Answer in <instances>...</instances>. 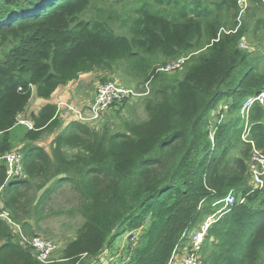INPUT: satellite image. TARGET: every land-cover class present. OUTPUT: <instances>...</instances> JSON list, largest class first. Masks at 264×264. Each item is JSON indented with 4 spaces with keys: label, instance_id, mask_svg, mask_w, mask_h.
<instances>
[{
    "label": "trees",
    "instance_id": "obj_1",
    "mask_svg": "<svg viewBox=\"0 0 264 264\" xmlns=\"http://www.w3.org/2000/svg\"><path fill=\"white\" fill-rule=\"evenodd\" d=\"M94 1L0 0L3 210L31 237L48 200L67 186L83 219L49 263L38 261L0 220V264H96L103 253L118 254L120 236L136 233V244L121 248L115 264H169L173 252L186 248L187 235L214 213L213 201L229 191L245 201L211 225L202 263L261 264L264 186L253 190L249 181L251 146L241 140V109L264 91V54L239 44L263 37L264 15L250 34L241 24L253 3L264 13V1L250 0L238 22L236 0L156 2L162 8L136 0L125 33L80 19ZM222 11H233L229 22ZM181 57L188 59L179 69L157 71ZM118 65L140 81L133 84L139 97L148 91L143 121L122 120L121 130L110 132L72 118L65 123L51 103L26 114L33 97L48 100L81 75ZM20 117L32 129L19 125ZM248 124L249 139L264 152V105L253 104ZM49 133L55 134L46 150L38 142ZM14 150L24 175L4 185L1 157Z\"/></svg>",
    "mask_w": 264,
    "mask_h": 264
},
{
    "label": "rangeland",
    "instance_id": "obj_2",
    "mask_svg": "<svg viewBox=\"0 0 264 264\" xmlns=\"http://www.w3.org/2000/svg\"><path fill=\"white\" fill-rule=\"evenodd\" d=\"M136 0H95L94 3L90 6V8L81 16V20H91V21H100L107 22V25L116 33H125L127 32V28L129 27L128 19L131 18L132 14V3ZM145 2H149L150 4H155L156 6H160L162 8V4L157 5L156 2H160V0H142ZM206 4L210 2L221 3L225 1L228 4L233 0H203ZM225 10V8H223ZM231 12H227L229 15H226L223 11L221 16L224 17L226 22H229L230 16L233 14ZM263 11L257 9L256 5L253 3L251 8L249 9L246 17L242 22L245 24L247 29L249 30V34L253 28L254 22L261 18L264 13ZM230 26L233 23H229ZM241 27V26H240ZM238 28V27H237ZM258 34L257 39H246L243 38L241 41L244 44V48L241 49H250L257 50L258 48L262 50V54H264V34L263 37H259ZM251 38V37H250ZM168 63V62H167ZM137 78L133 79L123 71L122 66H116V69L111 71H97L88 74L81 75L78 80L75 82H71L69 87H67V95L68 99L66 103L59 102L58 104H62L61 112L58 114V117L63 122H68L72 119H78L76 114H69L67 109L64 106L71 105L73 111H85L86 106L90 104V101L94 98L96 94V90L98 86L102 85L105 82H115L118 84H124V86L131 88L134 90L136 96L131 99V101L126 102V104L121 106H115L108 110L104 115L100 117L97 122L89 123L88 126H92V129L102 131L105 127H108L110 132L120 131L121 130V121L122 120H134V121H143L146 119V113L144 110L145 100L143 99L145 96L139 97V93L136 92L134 86L139 87L141 84ZM81 86V93H77L76 95L79 97H75V92ZM139 94V95H138ZM35 105L34 97L30 103V107L28 112L30 113L31 109H33ZM66 111H62V110ZM65 114V116H64ZM20 117L19 119H21ZM18 119V120H19ZM86 124V123H85ZM21 134V131L17 130ZM55 133H49L38 142V144L44 147L46 150L49 148V144L53 139ZM22 134L19 138H21ZM19 141L17 140V143ZM20 149V148H18ZM17 149V150H18ZM250 159V155H249ZM249 159L247 162H249ZM248 165V163H247ZM78 206L77 195L72 193L71 190L66 186L63 190H59L55 192L52 197L46 203L45 209V219L41 221L34 228V234L32 236H39L44 240L53 242L57 249L51 256V260H58L60 258L61 252L64 249L65 245L71 241L75 235L76 231L80 228L83 223L82 217L77 213L76 208ZM190 235V234H189ZM138 234H132L131 238L128 240V235L120 236L116 240V247L118 248V254H110L103 253V260L105 259L107 262L111 261L112 264L116 263L123 253H121L124 246L126 244H136V238ZM188 245V241H187ZM186 245V246H187ZM123 248V249H121ZM186 248H181L178 250L176 254V258L169 264H180L183 260ZM209 250L206 251V253ZM206 253H203L201 256L205 259ZM202 258V260H203ZM203 262V261H202ZM110 264V263H109ZM203 264V263H202ZM261 264H264V251L261 256Z\"/></svg>",
    "mask_w": 264,
    "mask_h": 264
},
{
    "label": "built area",
    "instance_id": "obj_3",
    "mask_svg": "<svg viewBox=\"0 0 264 264\" xmlns=\"http://www.w3.org/2000/svg\"><path fill=\"white\" fill-rule=\"evenodd\" d=\"M264 1V0H263ZM250 0H236V5L238 8V17L237 21L240 22V18L245 14L246 10L249 8ZM240 48H244V44L240 42ZM188 57H181L176 61H172L165 66L160 67L157 71L162 73H170L179 69ZM264 69V65H263ZM156 71V72H157ZM148 91L143 94L147 95ZM139 95V94H138ZM136 96L133 89L128 88L124 85L117 84L115 82H105L102 85L98 86L96 94L90 104L86 106L85 111L77 110L73 111L71 105L64 106L67 109V112L73 115L76 114L78 119H75L83 123H93L97 122L100 117L108 111L110 106L116 102H120L122 99L130 98L133 99ZM140 96V95H139ZM258 103L264 105V91H261L259 94L249 97L245 100L242 109L241 116L244 119L245 129L241 134V140L245 143H248L251 146L250 159L248 162V173L249 181L255 189H261L264 186V152L258 150L254 142L249 139V111L253 104ZM57 112L60 113L63 105L57 104ZM226 107L223 108L225 110ZM18 124L26 127L27 129H32L31 121L27 119H19ZM6 166V179L5 184H8L12 180L20 178L24 175V170L22 166V156L16 150L4 155L1 157ZM2 190L3 186L0 187V220L7 224L12 230L13 234L17 237L20 244L24 247H29L33 250L35 257L38 261L42 263H49L51 261V256L56 251L57 247L53 242L44 240L39 236L28 237L22 230L21 226L18 223H15L9 214L8 211L3 210L2 205ZM245 201L244 198L239 200L236 198L233 191H229L226 196L222 199L215 200L212 203V208L215 209L214 213L207 217L197 229L192 231L190 235H187L188 245L186 246V253L180 264H202L201 256V246L203 241L208 233L209 228L213 223H215L224 213L228 212L230 207L235 204H243ZM177 252L175 251L172 254L171 262L176 258ZM104 257L98 259L96 264H109Z\"/></svg>",
    "mask_w": 264,
    "mask_h": 264
},
{
    "label": "crops",
    "instance_id": "obj_4",
    "mask_svg": "<svg viewBox=\"0 0 264 264\" xmlns=\"http://www.w3.org/2000/svg\"><path fill=\"white\" fill-rule=\"evenodd\" d=\"M69 85H70V83L67 84L66 86H63V87H59V88H57L56 91L53 93V95H52V96L50 97V99H48V100H45V99H39V98L34 97L35 105H34L33 109H31L30 113H31V112H33V113H37V112L40 110L41 107H43V106H45L46 104H49V103H51V104H55V105H57L59 102L66 103V102H67L66 99H68V95H67V93H66V91H67L66 88L69 87ZM81 91H82V88H81V86H79V88H78L77 91L75 92V97H76V98L79 97V96H77L76 94H77V93H81ZM31 101H32V100H31ZM30 103H31V102H30ZM29 107H30V104H29ZM29 107H28V109H29ZM62 111H66V110L64 109V110H62ZM60 112H61V111H60ZM30 113H29L28 110H27L26 114L29 115ZM26 114H25V115H26ZM64 116H65V114H64ZM24 119H25V118H24ZM65 123H67V121H66Z\"/></svg>",
    "mask_w": 264,
    "mask_h": 264
},
{
    "label": "clouds",
    "instance_id": "obj_5",
    "mask_svg": "<svg viewBox=\"0 0 264 264\" xmlns=\"http://www.w3.org/2000/svg\"><path fill=\"white\" fill-rule=\"evenodd\" d=\"M177 252H178V251H177ZM173 253H174V252H173ZM101 257H105V256H103V254H102L99 258H101ZM108 263L112 264L111 261H109Z\"/></svg>",
    "mask_w": 264,
    "mask_h": 264
}]
</instances>
